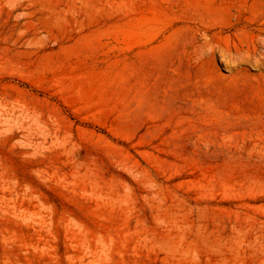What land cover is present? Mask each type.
Masks as SVG:
<instances>
[{
  "label": "rangeland",
  "instance_id": "obj_1",
  "mask_svg": "<svg viewBox=\"0 0 264 264\" xmlns=\"http://www.w3.org/2000/svg\"><path fill=\"white\" fill-rule=\"evenodd\" d=\"M0 264H264V0H0Z\"/></svg>",
  "mask_w": 264,
  "mask_h": 264
}]
</instances>
